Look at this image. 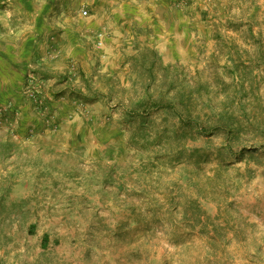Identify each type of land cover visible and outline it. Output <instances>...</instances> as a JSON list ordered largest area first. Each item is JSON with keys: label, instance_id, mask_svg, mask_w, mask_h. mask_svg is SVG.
<instances>
[{"label": "rangeland", "instance_id": "rangeland-1", "mask_svg": "<svg viewBox=\"0 0 264 264\" xmlns=\"http://www.w3.org/2000/svg\"><path fill=\"white\" fill-rule=\"evenodd\" d=\"M134 1L166 26L107 47L82 0H0V50L45 19L81 60L30 62L23 139L0 105V264H264V0Z\"/></svg>", "mask_w": 264, "mask_h": 264}, {"label": "crops", "instance_id": "crops-1", "mask_svg": "<svg viewBox=\"0 0 264 264\" xmlns=\"http://www.w3.org/2000/svg\"><path fill=\"white\" fill-rule=\"evenodd\" d=\"M134 2V0H88L86 2L82 0L81 3H86L87 5H89V7L92 6L91 9H95L97 10V12H100L98 17L95 16L96 18H98V21L96 23L99 27V30L103 31L105 37L104 41L106 43V46L108 47L111 41H122L121 36L119 35H123V31L120 30V34H118V28L116 27L129 24L130 21L128 19L130 18L127 14L133 11V13H135V16L139 17L140 19H149V17H151V20L155 19L157 29L166 26L163 23L165 21V17H161V15H164L163 10L170 7L172 8L173 5H169L166 3L165 5H162L164 7H158L154 12L152 11L153 13L151 12L150 14L146 13V11H144L145 9L143 8H136L134 6ZM116 4H121V7L117 10L118 15L120 16V21L115 20V22L112 23L111 13L113 12L110 13V11L117 6ZM46 5L47 4H45V6L43 7H47ZM113 15L116 19L114 13ZM121 20H123V22H121ZM6 23L9 22L7 21ZM31 23L32 24L30 29L22 30L17 34L14 33L9 39L4 42V45L0 50V105L11 104L13 108L16 107L19 111L18 118H15L17 126L16 136H12L13 140L17 138L20 140L23 139L24 135H26L24 129L28 125H31L33 123L37 124V122L39 121V119L31 112L30 104L25 103L19 93L22 84V78L25 71L29 67V64L32 63L34 69L36 68L38 70L37 74L39 73V76H46L44 74L45 72H47V74H54L58 73L59 71L61 72V69L66 67L65 63L67 64L68 60L72 59V61H75V59L79 58L77 57V48L79 47V41H71L70 39L68 40L67 45L62 46L60 50L63 61H54L48 63L49 59H54L53 57L51 58L46 56L49 47H52V45H49L48 40L53 36V34H51L52 22L45 19H36ZM72 23L74 22L67 20L65 26L61 25V27L70 28ZM111 25L115 26L112 28ZM6 26L7 29H10L9 24H7ZM112 29H115V32ZM67 31L68 30H66L65 32L67 33ZM10 32L12 33L13 31L11 30ZM171 32L172 33H170V35L171 38H173V28L171 29ZM111 35H115L113 37L114 39L111 37ZM63 37L66 38V34H63ZM66 58L68 59L67 61H65ZM57 59L61 60V58L59 57H57ZM77 61L80 62L81 60L77 59ZM35 63L36 65H34ZM52 70L53 73L50 72ZM102 72L111 76V62L106 61L103 63ZM5 91H7L6 95H4Z\"/></svg>", "mask_w": 264, "mask_h": 264}, {"label": "built area", "instance_id": "built-area-1", "mask_svg": "<svg viewBox=\"0 0 264 264\" xmlns=\"http://www.w3.org/2000/svg\"><path fill=\"white\" fill-rule=\"evenodd\" d=\"M83 16H86L87 15V12L86 11H82V13H81ZM100 44V43H99ZM30 97H31V100H33L34 102H37V96L35 95V93L34 92H31L30 93Z\"/></svg>", "mask_w": 264, "mask_h": 264}, {"label": "trees", "instance_id": "trees-1", "mask_svg": "<svg viewBox=\"0 0 264 264\" xmlns=\"http://www.w3.org/2000/svg\"><path fill=\"white\" fill-rule=\"evenodd\" d=\"M31 229H33V228L31 227ZM31 233H32V232H31ZM46 239H47V238L44 237L43 240H42V242H43L44 245H45V243H46Z\"/></svg>", "mask_w": 264, "mask_h": 264}]
</instances>
